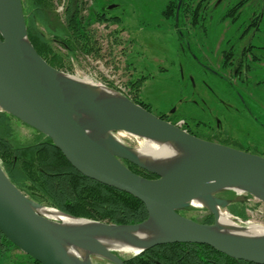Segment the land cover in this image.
I'll use <instances>...</instances> for the list:
<instances>
[{"label": "water", "instance_id": "water-1", "mask_svg": "<svg viewBox=\"0 0 264 264\" xmlns=\"http://www.w3.org/2000/svg\"><path fill=\"white\" fill-rule=\"evenodd\" d=\"M0 110L48 136L80 173L131 194L148 212L132 224L73 216L31 199L0 162V231L40 264H95L94 257L124 264L102 239L118 240L133 254L162 244H206L264 264V226L254 225L257 231L229 217L233 225L222 224L223 209L244 202L245 195L220 196L238 191L264 202V156L197 137L114 88L52 66L29 38L22 0H0ZM117 132L168 143L178 155L166 163L149 160ZM124 161L157 177L135 173ZM194 206L211 213L213 222L180 213ZM152 230L154 237L139 236Z\"/></svg>", "mask_w": 264, "mask_h": 264}, {"label": "rangeland", "instance_id": "rangeland-1", "mask_svg": "<svg viewBox=\"0 0 264 264\" xmlns=\"http://www.w3.org/2000/svg\"><path fill=\"white\" fill-rule=\"evenodd\" d=\"M53 2L54 9L62 11L59 8L63 2ZM146 3L148 16L140 22L135 17L131 18V0H126L122 7L126 13L122 14V8L115 9L119 22L112 23L110 19L93 22L89 27L93 38L88 36L93 41L94 51L91 53L78 49L72 54L55 44L56 50L63 55V66L67 68L64 71L82 79L88 77L95 84L114 88L131 98L136 96L158 116L173 111L181 115L199 116L203 113L213 118L219 116L222 106L229 105L231 116L226 124L231 136L238 140L230 146L244 150L246 147L249 152L264 156V69L259 72L255 69L253 77L244 84L234 77L222 76L224 71L218 63L204 65L201 62L199 49L201 47L205 51V46L211 44L209 36L212 34L204 35L205 43L201 45L202 38L177 33L169 23L166 25L160 15L161 1L146 0ZM38 25L43 30V25ZM238 35L235 33L233 41ZM238 41L235 46L239 45ZM139 79H142L140 87L135 84ZM235 113L238 116L234 118ZM11 120L19 141L28 143L35 140L38 134L35 129L18 119ZM115 135L135 148L143 142L142 138L124 132ZM230 192L232 198L245 195L246 199L237 202L235 209L228 207L227 210L237 211V214L232 213L242 220L264 225V202L243 192ZM185 212L187 217L198 221L208 216V211L202 207L194 206ZM118 253L122 257L133 255L130 252ZM93 262L107 263L98 257H94ZM20 263L36 264L16 248L0 256V264Z\"/></svg>", "mask_w": 264, "mask_h": 264}, {"label": "trees", "instance_id": "trees-1", "mask_svg": "<svg viewBox=\"0 0 264 264\" xmlns=\"http://www.w3.org/2000/svg\"><path fill=\"white\" fill-rule=\"evenodd\" d=\"M53 1L22 0L28 35L35 49L52 66L66 70L67 68L63 66V55L56 50L55 44L72 54L78 49L91 53L94 51L93 41H90L88 36L90 39L93 38V32L89 27L93 22H103L105 19L88 18L85 23L84 17L73 14L71 9L60 17L54 11ZM78 8L83 9L84 6H77L76 9ZM35 10H39L40 15H35ZM38 23L46 28V32ZM135 84L140 87L142 79ZM132 99L149 109L136 96ZM12 118L15 117L0 110V162L13 183L31 199L73 216L116 224L138 223L147 218L148 212L141 200L80 173L48 136L39 133L40 138L31 142L19 141L12 126ZM124 162L135 173L147 178L157 177L143 169L142 172L139 171L128 161ZM234 205L237 203L231 205V208L235 209ZM231 212L238 213L232 209ZM213 220L212 216H207L199 221L212 223ZM11 248L18 247L0 231V256L5 251L10 252ZM27 256L34 263L40 264L31 256ZM124 262L125 264H255L237 260L209 245L198 243L157 245L133 254L130 258L124 259ZM109 264L113 263L109 262Z\"/></svg>", "mask_w": 264, "mask_h": 264}, {"label": "flooded vegetation", "instance_id": "flooded-vegetation-1", "mask_svg": "<svg viewBox=\"0 0 264 264\" xmlns=\"http://www.w3.org/2000/svg\"><path fill=\"white\" fill-rule=\"evenodd\" d=\"M59 1L63 2V9L62 11L54 9L57 15L63 17L71 9L73 14L84 17L85 23L88 18L110 19L112 23H117L120 17L115 9L122 8L126 3V0H106V2L104 0H55V3ZM159 1L162 2L160 15L163 21L166 25L169 23L177 33L194 35L196 39L202 38L201 45L205 43L203 36L212 34L209 38L213 45L208 44L204 48L207 53L201 47L199 49L202 56L201 62L204 65L216 62L224 71L222 76L234 77L243 84L250 81L255 69L258 72L264 69V0ZM146 5V0H131V18L135 17L138 22L146 18L149 11ZM77 6H84V8L76 9ZM121 12L124 14L127 10L122 8ZM37 14L40 15L39 10H35V15ZM42 28L46 32V28L44 26ZM235 33L239 35L233 41ZM237 39H239V45L235 46ZM222 107L219 116L213 118L203 113L199 116L181 115L173 111L159 116L173 123L175 120H183V129L187 132L208 141L230 146V143H237L238 140L231 136L229 126L226 124V120L231 116L230 107L229 105ZM236 115L237 113L233 114L234 118ZM37 133L35 139L40 138L38 131ZM245 150L249 151L246 147ZM135 167L142 172L141 168ZM232 195L230 191L220 194L227 199H231ZM180 213L186 216L185 211ZM208 216L213 217L209 212ZM131 256L121 257L124 260Z\"/></svg>", "mask_w": 264, "mask_h": 264}, {"label": "bare ground", "instance_id": "bare-ground-1", "mask_svg": "<svg viewBox=\"0 0 264 264\" xmlns=\"http://www.w3.org/2000/svg\"><path fill=\"white\" fill-rule=\"evenodd\" d=\"M82 80L87 83H93L91 82L92 80L89 81L88 77ZM137 149L141 156L149 158V160H154L155 162H165L166 163L174 159L178 155L177 151L173 147H171L170 144L168 143L160 144L153 140H148V139H145V140L143 139V142H141V144L139 145ZM47 212L49 213L50 216L58 215L55 210H47ZM58 216L62 218L64 221H66V223H69V224L73 223V225L79 224L77 223V221L73 220L72 218H69L66 216H60V215ZM222 224L225 226L233 225L226 214H224V217H222ZM253 228H255V230L257 231L261 230L259 227L254 226V225H253ZM253 233H258V232H253ZM154 234H155V231L153 230L143 231L139 233V236L145 237V239H149L151 237H154L155 236ZM102 242L121 252H130V253L136 252L135 249L127 247L115 239H102Z\"/></svg>", "mask_w": 264, "mask_h": 264}, {"label": "built area", "instance_id": "built-area-1", "mask_svg": "<svg viewBox=\"0 0 264 264\" xmlns=\"http://www.w3.org/2000/svg\"><path fill=\"white\" fill-rule=\"evenodd\" d=\"M59 9L62 10L63 5H61V7ZM122 91H124V89H122ZM175 124L177 126L183 128V120L176 121ZM223 213L226 214L233 221H235L236 223H239V224L247 223V224H251V225L264 226V225L259 224V223H255V222L252 223L251 221H248V220H242L238 216L234 215L230 210H227V209H223Z\"/></svg>", "mask_w": 264, "mask_h": 264}]
</instances>
